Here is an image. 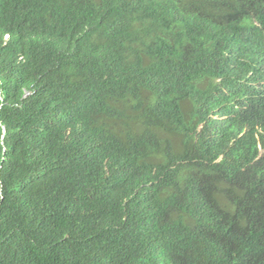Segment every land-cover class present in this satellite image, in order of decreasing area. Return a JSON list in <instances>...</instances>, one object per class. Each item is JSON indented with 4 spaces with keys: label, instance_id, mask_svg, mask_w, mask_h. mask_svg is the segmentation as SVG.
Here are the masks:
<instances>
[{
    "label": "trees",
    "instance_id": "1",
    "mask_svg": "<svg viewBox=\"0 0 264 264\" xmlns=\"http://www.w3.org/2000/svg\"><path fill=\"white\" fill-rule=\"evenodd\" d=\"M264 0H0V264H264Z\"/></svg>",
    "mask_w": 264,
    "mask_h": 264
},
{
    "label": "clouds",
    "instance_id": "2",
    "mask_svg": "<svg viewBox=\"0 0 264 264\" xmlns=\"http://www.w3.org/2000/svg\"><path fill=\"white\" fill-rule=\"evenodd\" d=\"M259 156H261L264 153V147L261 145V143L259 144Z\"/></svg>",
    "mask_w": 264,
    "mask_h": 264
}]
</instances>
